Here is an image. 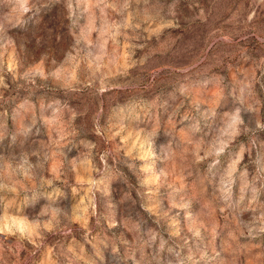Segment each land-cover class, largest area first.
Instances as JSON below:
<instances>
[{
	"label": "rangeland",
	"instance_id": "374dc122",
	"mask_svg": "<svg viewBox=\"0 0 264 264\" xmlns=\"http://www.w3.org/2000/svg\"><path fill=\"white\" fill-rule=\"evenodd\" d=\"M0 264H264V0H0Z\"/></svg>",
	"mask_w": 264,
	"mask_h": 264
}]
</instances>
